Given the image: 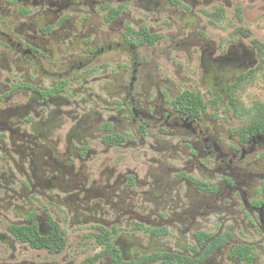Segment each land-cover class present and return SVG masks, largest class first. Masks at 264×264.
Here are the masks:
<instances>
[{
  "label": "flooded vegetation",
  "instance_id": "obj_1",
  "mask_svg": "<svg viewBox=\"0 0 264 264\" xmlns=\"http://www.w3.org/2000/svg\"><path fill=\"white\" fill-rule=\"evenodd\" d=\"M242 9L0 0V264H264Z\"/></svg>",
  "mask_w": 264,
  "mask_h": 264
},
{
  "label": "rangeland",
  "instance_id": "obj_2",
  "mask_svg": "<svg viewBox=\"0 0 264 264\" xmlns=\"http://www.w3.org/2000/svg\"><path fill=\"white\" fill-rule=\"evenodd\" d=\"M234 8H243L242 24L251 29L252 38L264 43V0H232ZM210 8L209 10H212ZM234 10L228 11L227 16L232 18ZM243 103L246 109H252L257 103H264V67L258 78L249 86L237 91L235 97ZM244 125L249 124L250 118H242Z\"/></svg>",
  "mask_w": 264,
  "mask_h": 264
},
{
  "label": "trees",
  "instance_id": "obj_3",
  "mask_svg": "<svg viewBox=\"0 0 264 264\" xmlns=\"http://www.w3.org/2000/svg\"><path fill=\"white\" fill-rule=\"evenodd\" d=\"M217 18L220 24H224L223 20V14L221 11L217 13ZM247 35V34H246ZM249 35V34H248ZM258 48L259 52V59L261 61L260 66L256 69V71H253L249 75L241 77L238 82L237 86L235 87V94L237 91L242 90L246 86H249L252 84L259 76L260 71L264 67V44H261L259 42L255 43ZM234 107L237 109L239 114L242 118H250L249 121H252L249 123L251 126H263L264 125V103H257L254 105L252 109H246L243 105V103L239 100L238 96L235 97ZM253 128V127H252Z\"/></svg>",
  "mask_w": 264,
  "mask_h": 264
}]
</instances>
